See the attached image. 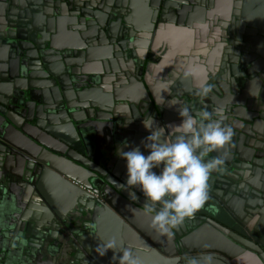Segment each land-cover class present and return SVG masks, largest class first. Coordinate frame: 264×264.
<instances>
[{
    "label": "crops",
    "instance_id": "crops-1",
    "mask_svg": "<svg viewBox=\"0 0 264 264\" xmlns=\"http://www.w3.org/2000/svg\"><path fill=\"white\" fill-rule=\"evenodd\" d=\"M112 7L127 21L100 24L98 17L104 22ZM72 12L78 18L70 19ZM211 12H219L218 20L227 19L222 27L227 30L222 32L218 25L217 42L224 53H215V62L222 63L210 92L215 106L201 104L204 109L222 110L223 123L232 128L233 136L223 149L206 158L219 156L224 163L209 176L208 200L193 216L213 214L214 201L243 226L250 224L264 243V215L257 214L264 207V0H0V106L21 110L23 115L15 113L19 124H27L35 138L56 143L59 126L68 117L86 143L90 163L104 160L107 173L119 175L126 188V162L117 150L139 146L147 154L141 141L150 134L143 126L148 113L140 98L139 80L123 74L133 72L129 53L141 46L150 55L138 73H143L153 104L150 109H160L162 126L179 124V108L189 107L187 94L197 90L200 75L196 73L201 67L176 65L175 55L166 61L173 50L169 43L179 50H192L198 41H215L207 27L215 25L216 20L207 19ZM187 21L189 27L184 25ZM162 44L167 47L161 48ZM154 54L162 55L159 62L152 61ZM176 67L184 73L173 75ZM86 75L90 79L73 81V76ZM180 77L187 82L182 85ZM81 82L86 91L81 90ZM74 90L84 91L86 113L94 115L95 110L97 117L85 116L86 123L76 118L73 107L65 104ZM197 92L201 98L202 91ZM7 123L0 113V264H118L124 248L132 251L139 264H161L150 252L155 246L166 252L163 264H189L188 260L173 261L177 237L154 230L150 215L128 212L126 217H114L82 208L78 195L59 184V178L41 176L35 159L9 143L14 133ZM136 193L145 200L140 191ZM193 216L178 226L180 237L195 233L185 250L226 251L211 239L208 223ZM112 240L116 250L99 255ZM114 254L117 260L112 259ZM249 257L234 252L232 260H227L255 264Z\"/></svg>",
    "mask_w": 264,
    "mask_h": 264
},
{
    "label": "water",
    "instance_id": "water-1",
    "mask_svg": "<svg viewBox=\"0 0 264 264\" xmlns=\"http://www.w3.org/2000/svg\"><path fill=\"white\" fill-rule=\"evenodd\" d=\"M129 6L132 10L133 2L132 5L129 4ZM124 21H127V17L124 18ZM184 25L188 27L190 26L188 21L184 23ZM217 33H220L219 29L217 30ZM169 44V47L173 50L168 56H171L172 58L165 56L167 58L166 61L174 59V57L177 56L176 59H174L176 65L177 63H185L188 64V66L199 65L205 70V72L198 78V81L196 80L197 82L195 87L197 90L200 89L203 82H205V79L209 76L208 73L213 70L211 69L212 67L210 60L208 59L207 62L203 60V53L198 55V53H196L194 50H179V48L175 47L172 43ZM211 55V58H213L215 55V49H212ZM215 63H218L217 60ZM204 64L207 65V67L204 68ZM216 69L217 67H215V70ZM180 71L184 73L183 70H179L178 67H176L172 73L174 75L175 72H177V74L181 73ZM206 75L208 76L206 77ZM75 79L76 78L74 77L73 81ZM179 81L182 85L187 82L186 78L183 79L181 77L179 78ZM138 84L143 98L147 102H150L151 98L147 92L145 82L140 80ZM59 85L61 84L59 83ZM10 110L11 109L8 111L7 109H4L0 106V113L10 121V124L7 123V125L9 129H11L10 131L14 133V137H11L12 140L9 143L18 149L19 152L25 153L35 159L37 173L41 174V176L42 174H46L59 178V184H61L65 189H69L78 195V203L82 208H90L99 214L106 213L114 217L117 214L126 217L125 214L128 212L143 213L146 215L144 212L146 201L138 197L136 192L139 191L137 189H128L126 191L125 187L121 186L120 182L118 181L120 178L119 175L113 176L111 173H107L108 170L104 160L99 162L94 161L93 164H91L90 161L84 157L85 152L87 153V148H84L83 138L77 133L74 122H71L68 117H65L66 123L59 126V143H56L50 138L47 139V141L35 138L27 130L25 126L27 124H19L20 120L15 117L16 115L19 116V114L23 115L22 111L19 109ZM159 111L155 109L153 110L154 116L156 118L159 117ZM71 119L76 121L72 116ZM47 130L54 134L51 132V130ZM54 135L58 137L57 134ZM74 140L76 141L75 143L72 142ZM58 145L59 148H57ZM73 150H76L77 152ZM89 177L100 178L104 185L101 187V189H97L95 185H93L90 180H88ZM121 179L123 180L122 177ZM132 191H135L137 198L134 199L128 194ZM212 206L214 209L213 214L203 213L193 217L198 221H204L208 223L209 227L211 228V239L214 242L216 239L221 248L223 247V249H226L227 252L220 251L216 248H208V250H216L219 252V254L201 253L202 250L200 249H198L196 252L185 250L187 242L191 241L195 233L190 232L186 235V237H180L182 234L177 227L173 230L174 235H172L174 238L175 236L177 237L176 241L173 240L174 248L176 246L177 255V257L173 258V261L178 262L179 260H184L186 261L185 263H187V260L189 262L193 257L199 258L204 255H212L214 257V264H229L227 259L230 258V260H232L234 252H240L241 254H248L250 256V260L255 264H264L263 239L261 237H257L251 232L250 224L246 227L243 226V222H239L233 213L228 215L225 211L226 209L214 201H212ZM255 206L256 205L252 204L250 207ZM257 214L264 215V207H261ZM241 226H243V230L240 228ZM256 232H259L258 229H256ZM155 247L157 248L156 250H150L152 255L157 258L161 264L167 262V259H165L163 256L166 252L159 246ZM168 255H171V253H168ZM179 256H181L180 259Z\"/></svg>",
    "mask_w": 264,
    "mask_h": 264
},
{
    "label": "clouds",
    "instance_id": "clouds-1",
    "mask_svg": "<svg viewBox=\"0 0 264 264\" xmlns=\"http://www.w3.org/2000/svg\"><path fill=\"white\" fill-rule=\"evenodd\" d=\"M201 91L206 94L209 88L202 86ZM179 117V124L167 126L156 125L151 115L143 119V126L150 133L141 141L147 154L139 146L117 150L126 162L125 190L138 189L142 193L146 201L144 212L151 216L152 228L165 235H171L204 206L209 176L224 163L219 156L206 158L223 149L233 136L232 128L223 123L226 117L222 110L193 113L189 107H182ZM128 194L137 198L135 191ZM102 247L104 251L98 252L101 256L108 249L116 250L114 240ZM119 252L118 264H139L128 248ZM112 259L117 260L115 254ZM189 264H214V257H193Z\"/></svg>",
    "mask_w": 264,
    "mask_h": 264
},
{
    "label": "flooded vegetation",
    "instance_id": "flooded-vegetation-1",
    "mask_svg": "<svg viewBox=\"0 0 264 264\" xmlns=\"http://www.w3.org/2000/svg\"><path fill=\"white\" fill-rule=\"evenodd\" d=\"M114 9V7H112V11H111V13L109 14V15H107V17H106V19L104 20V22H103V20H102V17H98V19H99V22H100V24H106V23H117V22H123L124 21V18L125 17H123L122 16V18L120 19V17H119V15L117 14V13H114L113 10ZM216 7H215V11H216ZM212 11V10H211ZM217 12V11H216ZM215 12V15H214V13H212L210 16H208L207 15V19H209V22H211V21H215V25H213V24H209L208 23V25H207V27H208V29H210L209 30V32H210V34H209V36L210 37H212V38H215V41L217 42V41H219V33H217V30L219 29L218 28V25L221 27V30H222V32L223 31H226L227 29V27L224 29V28H222V27H225L224 26V24H227V19H225L224 21H221V20H218V19H221V15L219 14V12L218 13H216ZM73 13V12H72ZM111 14H113V15H111ZM111 15V16H110ZM76 16V14L75 13H73V15H70V19H72L73 18V20H74V17ZM110 16V17H109ZM112 16H115L114 17V19H112L111 17ZM233 17H235L236 15H235V13L233 12V15H232ZM77 17V16H76ZM78 18V17H77ZM76 18V19H77ZM119 19H120V21H119ZM77 20H79V19H77ZM220 22H222L221 24H220ZM104 26V25H103ZM102 26V27H103ZM99 27V26H98ZM207 29V28H206ZM98 31V35H97V33L96 34H94V35H97V37H99V29L97 30ZM96 31V32H97ZM144 31V30H143ZM147 31H148V29H147ZM143 33V32H142ZM148 34V33H147ZM149 34H151V33H149ZM135 40H137V39H135ZM135 40H132V41H135ZM168 41V40H167ZM215 41H198L197 42V45L196 46H194L193 47V49L192 50H194L196 53H198V55H201L202 53H203V60H205L206 62H207V60L209 59L210 60V63H211V69H213L210 73H208V77L205 79V80H208L207 81V83L205 84V86H203V87H207V88H209V91L206 93V94H202L201 95V98L197 95L198 94V92L197 91H201V90H194L193 92H189L187 95L190 97V102L188 101V104H190L189 105V107H190V109H191V105H195L194 107V109H191V111L193 112V113H196V112H198V111H202V110H205L204 109V106L202 107V104H201V102L203 103V102H205V103H210V105H213V106H215L214 104V101L211 99V94H210V92L213 90V88H214V85H215V76L216 75H218V72L220 71V70H222L221 69V66H222V63H221V61H220V63H215L214 62V60L217 58L215 55L213 56V58H211L212 57V55H211V51H212V49H215V53L216 52H219L221 49H219V48H221V46L218 44V42L216 43ZM163 46H166L167 47V44H162V46H161V48H163ZM208 47V48H207ZM160 48V49H161ZM195 48V49H194ZM222 51V50H221ZM144 52H145V50L140 46V48H139V50H136L135 52H131V53H129V56H131L132 57V59H133V63L131 62L130 64H132V69H133V72H129L128 73V71H125L123 74L124 75H126L127 77H132V79L133 80H136V82H137V80H143V78H144V76H143V73L141 74V75H139L138 73L141 71V70H143V66H144V64H145V60H147V59H149V56L150 55H147L146 53L144 54ZM222 53H224V51H222ZM156 57L154 58V57H152V61H158L157 59H159V61L161 60V58H162V55H156V54H154ZM223 56V55H222ZM147 57V58H146ZM151 61V60H150ZM158 61V62H159ZM82 64V63H81ZM221 64V65H220ZM204 68L205 67H207V65H205L204 64V66H203ZM215 67H217V69L215 70ZM142 68V69H141ZM146 68V67H145ZM201 69L203 70V68L201 67ZM200 69V70H201ZM142 72V71H141ZM131 73V74H130ZM144 75H145V73H144ZM199 75H202L201 73L200 74H198V73H196V76L198 77ZM89 76V75H88ZM87 75H86V77H77V76H73V77H75V78H77V80L79 79H81V80H84V78H86V80L87 79H90V77H88ZM94 78V77H93ZM68 79H70L69 77L66 79V81H68ZM95 80V78L93 79V81ZM97 80V79H96ZM97 82V81H96ZM81 86H82V88H81V90L83 89V87H85V90L84 91H86V84L84 85V83L83 82H81ZM78 87L80 86V83H77L76 84ZM213 87V88H212ZM80 90V91H81ZM75 92L73 93V96H72V98H71V96L69 95V99H68V102H66L65 104L66 105H68V106H72L73 107V112L76 114V118H80L79 120H81L82 121V123H86V119H83V118H85V116L87 117V118H89L90 119V117L92 118V119H94L95 117H97V112H95V110L93 111L94 112V115H90V116H88L87 115V109H86V107H85V105H86V100H87V98L84 96V91L82 92H76V90H74ZM140 98H141V100H143L145 103V105H147V110H146V112L148 113V116L149 115H151L152 117H154L155 118V116H154V112H153V110L152 109H150L151 108V106L153 105L152 104V101H150V102H147L144 98H143V95H142V92H141V94H140ZM150 96V95H149ZM71 98V99H70ZM151 98V97H150ZM80 99H82V100H80ZM59 100H60V98H59ZM194 102L196 103V104H194ZM204 103V104H205ZM88 104H90V103H88ZM63 105V104H62ZM76 105H78V107H76ZM185 106H187V105H185ZM60 107H61V102H59V109H60ZM226 106H224V108H225ZM148 109H150V111L148 110ZM196 109V110H195ZM221 109V108H220ZM209 112H215V109L213 108V107H208V109H207ZM149 111V112H148ZM86 113V114H85ZM102 116V115H101ZM175 117V116H174ZM61 119H64V117H62ZM88 121V120H87ZM90 121V120H89ZM156 122H157V124H158V126H162L163 124H162V122H163V120H162V118L161 117H158L157 118V120H155ZM66 122L64 121L63 123H61V124H65ZM78 132H79V130H77ZM77 132V133H78ZM79 134V133H78ZM73 137H74V135H73ZM73 143H75L76 141L74 140V141H72ZM83 144H84V148H85V146H86V143H84L83 142ZM66 148V147H65ZM73 151H75V152H77L76 150H73ZM84 157H86V158H88V156H87V154H86V152H85V156ZM88 180H90V182L93 184V185H95V187L97 188V189H101V187L104 185V183L102 182V180L100 179V178H88ZM209 214H211V213H209ZM251 232L252 233H254V235L256 234L252 229H251ZM256 236H257V234H256Z\"/></svg>",
    "mask_w": 264,
    "mask_h": 264
},
{
    "label": "bare ground",
    "instance_id": "bare-ground-1",
    "mask_svg": "<svg viewBox=\"0 0 264 264\" xmlns=\"http://www.w3.org/2000/svg\"><path fill=\"white\" fill-rule=\"evenodd\" d=\"M194 68H195L194 70H196L197 66H195ZM198 72L201 73V74H203L205 72V70L203 69V70H200Z\"/></svg>",
    "mask_w": 264,
    "mask_h": 264
},
{
    "label": "rangeland",
    "instance_id": "rangeland-1",
    "mask_svg": "<svg viewBox=\"0 0 264 264\" xmlns=\"http://www.w3.org/2000/svg\"><path fill=\"white\" fill-rule=\"evenodd\" d=\"M228 33V32H225V34Z\"/></svg>",
    "mask_w": 264,
    "mask_h": 264
}]
</instances>
